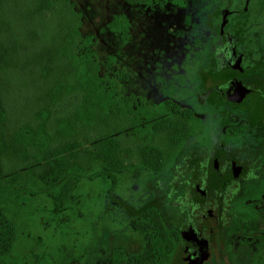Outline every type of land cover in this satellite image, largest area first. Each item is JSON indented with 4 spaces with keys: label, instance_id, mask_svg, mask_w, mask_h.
<instances>
[{
    "label": "rangeland",
    "instance_id": "374dc122",
    "mask_svg": "<svg viewBox=\"0 0 264 264\" xmlns=\"http://www.w3.org/2000/svg\"><path fill=\"white\" fill-rule=\"evenodd\" d=\"M72 1L82 14L81 36L94 38V59L105 83L148 107L170 100L202 121L210 117L203 102L213 79L210 45L216 35L199 30L207 22L208 27L216 23L215 16L206 17L208 0H185L183 8L166 0L150 6L125 0ZM114 15L128 21L127 39L107 29ZM206 133L189 140L178 159L187 154L195 162L201 160L199 154L206 158ZM235 138L233 143L239 144V135ZM175 164H167L160 174L142 169L112 172L96 164L76 184L74 199L57 213L51 196L32 176L20 171L1 179L0 207L16 224L15 251L22 263L37 264L47 256L52 264H115L114 248L141 251L142 237L133 223L147 205L153 204L171 228L182 224L189 208L200 210L208 203L207 196L174 191ZM192 166L195 170L196 163ZM246 186L247 190L227 196V241L219 262L212 264H225L226 256L230 264H264V244L254 250L255 234H264V177Z\"/></svg>",
    "mask_w": 264,
    "mask_h": 264
},
{
    "label": "trees",
    "instance_id": "16d2710c",
    "mask_svg": "<svg viewBox=\"0 0 264 264\" xmlns=\"http://www.w3.org/2000/svg\"><path fill=\"white\" fill-rule=\"evenodd\" d=\"M150 6L159 0H125ZM183 5V0H167ZM72 0H0V180L23 171L42 184L54 212L70 200L94 165L112 172H162L201 131L189 110L170 100L153 107L105 83L94 38L82 37ZM129 23L114 15L107 29L121 39ZM142 250H112L115 264H169L179 243L151 206L133 223ZM17 227L0 207V264H23ZM264 244L260 237L256 248ZM37 264H52L43 256Z\"/></svg>",
    "mask_w": 264,
    "mask_h": 264
},
{
    "label": "flooded vegetation",
    "instance_id": "af4514ba",
    "mask_svg": "<svg viewBox=\"0 0 264 264\" xmlns=\"http://www.w3.org/2000/svg\"><path fill=\"white\" fill-rule=\"evenodd\" d=\"M168 2L177 8L185 5V0L181 6ZM208 2L206 17L215 16L216 23L208 27L207 22V27L199 30L201 34L210 30L216 35L210 45L209 74L213 79L203 102L211 115L203 120L206 129L202 119L193 115L201 131L189 139L207 132V157L199 154L201 160L195 162L193 155H183L179 160V154L171 162L176 163L174 191L207 196L208 203L200 210L189 208L182 224L171 227L179 243L169 264L178 255L179 264H190L192 260L218 263L228 236L227 196L247 190L249 181L264 177V0ZM196 19L199 21V17ZM238 135L239 144H235L233 139ZM192 163H196L195 170ZM260 237L264 234H255V251L262 246L256 248ZM224 258L225 264H230L228 256Z\"/></svg>",
    "mask_w": 264,
    "mask_h": 264
},
{
    "label": "water",
    "instance_id": "95a60500",
    "mask_svg": "<svg viewBox=\"0 0 264 264\" xmlns=\"http://www.w3.org/2000/svg\"><path fill=\"white\" fill-rule=\"evenodd\" d=\"M146 207L149 208V207H151V205L149 204ZM178 256H180V255H178ZM178 256L174 257L172 264H179L180 261H179V257ZM182 261L185 262L186 260H182ZM192 261H190V264H199L198 262L194 263V261L193 262ZM182 264H185V263H182Z\"/></svg>",
    "mask_w": 264,
    "mask_h": 264
}]
</instances>
